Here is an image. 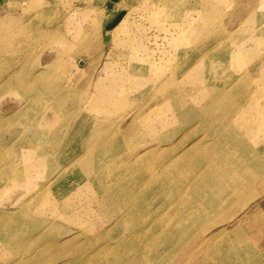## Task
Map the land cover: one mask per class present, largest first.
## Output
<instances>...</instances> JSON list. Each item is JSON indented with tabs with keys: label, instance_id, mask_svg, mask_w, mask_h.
Returning <instances> with one entry per match:
<instances>
[{
	"label": "rangeland",
	"instance_id": "rangeland-1",
	"mask_svg": "<svg viewBox=\"0 0 264 264\" xmlns=\"http://www.w3.org/2000/svg\"><path fill=\"white\" fill-rule=\"evenodd\" d=\"M32 1L0 0V22L15 30L17 14ZM48 5L46 13L39 17L40 29L48 31L54 25L59 26L60 36L76 45L73 48L76 51L63 48V38L58 45L61 61L44 79L65 86V81L74 75L76 83L65 90L67 105L77 95L82 94L83 100L93 91L94 83L114 86L113 96L123 94L124 102L106 108L89 104L96 108L82 114L88 119L83 121L87 135L79 137L77 143L70 140V143L64 140L53 143L37 132L36 125L25 114L22 118L13 116V121L2 120L0 140H8L10 135L21 142L14 146L12 141H7L14 150L2 154L5 163L14 170L11 178L14 183L0 180V264H116L118 261L130 264L131 259L145 251L147 255L157 247L148 245L143 238L133 240L128 223H124L123 213L136 206V221L145 218L148 223L158 217L162 224L179 208H189L192 214L186 213L192 216L178 222L181 228L191 231L196 241L209 239L192 254L181 249L172 255L148 253L143 264H264V142L254 144L255 139H264V95L257 97L258 100L252 95L264 90V23H257L260 17L264 19V0H54ZM3 32L0 30V37ZM11 33L12 37L16 36L15 32ZM81 34L82 42H79L77 38ZM22 48L16 46L7 58L0 60V81L21 65ZM30 48L33 52L29 61L41 62L46 54L49 58L53 56L51 51H43V56L37 58L34 45ZM220 51L223 53L219 56ZM131 56L133 67L128 61ZM260 62L261 69L247 74L249 68ZM40 68V65L27 67L19 74L31 76ZM98 72L101 75L97 77ZM237 75L242 78L230 92L233 104L263 124V131L244 137L246 144L232 142L229 149H221L226 156L218 159L219 166H237L244 156L250 163L247 169L235 167L236 171L228 172L227 178L222 176L217 180L218 164L205 166L204 160L200 166L205 167H192L191 162L204 158V153L193 150L191 144L204 141L213 144L212 122L223 109L220 106L204 109L207 100L203 92H209L214 85L226 84L225 80L232 81ZM253 89L256 91L251 93ZM15 90L12 86L7 93H0L4 95L0 99L7 98L2 101L1 115L4 111L9 113L16 104L18 107L24 104V99L16 103ZM109 100L113 102L112 98ZM145 100L151 104L141 121L150 123L153 132L142 133L135 127L134 133L132 128L131 133L128 130L121 134L128 115ZM93 111L102 112L103 122L111 125L109 130L94 132L98 126L92 125L93 128L85 123H100L94 120ZM60 117L49 121L50 129L66 122ZM32 128L35 131L31 133ZM128 133L132 135L126 137ZM248 145L252 152L244 151ZM73 146L70 154L63 153ZM77 149L81 151L74 152ZM135 153H139L137 157ZM30 154L33 158L28 160ZM186 155L188 159L184 158ZM70 156L82 159L75 161L74 166H65L73 159L67 160ZM136 158H141L143 184L152 187L148 196L128 191V185L132 184L129 170ZM151 171L161 177L155 178ZM25 173L34 176L27 186L23 180ZM204 173L211 175L207 181L200 176ZM191 179L201 184L188 186ZM164 180L180 186L179 193L186 199L183 207L175 202L176 198L166 208L159 203L163 190L157 183ZM232 183L236 185L233 191L229 186ZM215 194L221 197L214 200ZM188 195L202 198L190 204ZM161 210L165 214L155 216V211Z\"/></svg>",
	"mask_w": 264,
	"mask_h": 264
},
{
	"label": "bare ground",
	"instance_id": "bare-ground-1",
	"mask_svg": "<svg viewBox=\"0 0 264 264\" xmlns=\"http://www.w3.org/2000/svg\"><path fill=\"white\" fill-rule=\"evenodd\" d=\"M52 1H54V0H33L28 7L22 8L21 11L19 12V14H17V16H16L17 28L15 30H13L11 27L6 28V26H8L7 23L0 22V30H2V29L4 30V32L2 33V36L0 37V60L5 59V57L7 58L9 53H12L11 51H13V49L16 48V46L17 47L18 46L23 47L22 48V52H23L22 61H19L21 63V65L19 64L18 65L19 67L14 68L9 73L4 75L3 79L0 81V93H7V90H9V89L11 90V87L13 86L14 88H17V91L15 90L16 92H14L16 98L13 97L14 99H16V103L20 102V101H22V99H24V104L21 105L20 107H18L19 104H16L15 107L13 106L11 108V111H9V113L4 111V113H5L4 115L0 114V125L2 123V120H4V119L8 118L9 120L11 119L13 121L14 120L13 116L22 118L23 117L22 115L25 114L26 116H28L30 118V120H29L30 122H32V123L34 122V125H36V128H37V132H39V134H41V136H47L50 139H52L53 143H56L60 140H64L67 142H69V140H70L71 143H77L78 141H80L79 137L87 135V131L84 128V122L83 121L88 120V119L86 117H82V114H84L87 109H90L92 111L93 109H95L98 106L101 108H106L107 105H109V106L114 105L115 107H117L118 105L120 106V104H122L124 102V99H123L124 95L123 94H117L118 95L117 97L113 96L114 95V93H113L114 92V86L111 85V86L107 87V86H103V85L98 84V83H94L93 84V91L91 93H89L87 96L85 95L86 97L84 96L83 100H82V94H81V96L77 95L75 98V101H70V103L67 105L64 101V99L67 95V92L65 90H67L68 88L71 87V83H76L74 81V75L70 76V79H69L70 81L68 80L69 83L67 81H65V86L63 84L54 85V84H52V83H50L44 79V76L46 74L51 75L53 73V70L55 68L54 66H56V64L59 61H61V59L59 58V56H60L59 51H60L61 47H58V45L60 44V42H62L63 38L65 37L64 36L62 38V36H60L59 31H61V29L57 25H54L53 29H50L48 31H43L42 29H40L42 22L38 21L39 17H40V15H43L44 13H46L45 10H47V7L49 6L48 4ZM257 23H264L263 17H260L259 21ZM27 28H30L29 32L26 31ZM11 32H15L16 33L15 35L17 37L16 36L12 37ZM38 37H39V39H38ZM83 37L85 38V36H83ZM34 39H36V40L34 41ZM40 39H42V40H40ZM64 39L65 40L63 42L65 44H64L63 48H66L69 50H73L74 47L76 48V45H73L72 43L66 41V38H64ZM77 39L79 40V42H82V34ZM35 42H37V44ZM32 45H34V49L38 53L37 58L38 57L41 58L43 56V53H44L43 51H45L47 53L51 51V53H53V56L49 58L46 54V59H45V57H42V59H44V61H41V62L39 59H37L36 61L27 60V59H31V58H29V55H31L33 51H30L29 48L32 47ZM16 50H19V49H16ZM73 51H76V49ZM222 53L223 52L220 51L219 56ZM73 54H75V53H73ZM224 56H225V53H224ZM224 56H221V57H224ZM128 61L130 62L131 67L135 66L133 56H131L130 60H128ZM65 62L67 65L68 61H65ZM32 63H35V64H32ZM37 65H40L41 68L38 70L35 69V72L32 73L31 76L28 74L27 76L23 77L22 75L19 74V72H21L24 68L27 69V67H32V66H37ZM262 65H263L262 62L254 64L251 68L248 69L247 74L252 73V71H255L256 69H261L260 67ZM99 75H101L100 72L97 73V77ZM243 76H244V74H243ZM241 78H242V76L237 75L234 80L230 81V78H229V79L224 81V82H226V84L214 85V86H212V88L209 92H206V93H205V91L203 92L204 93L203 95L206 97V100H207V102L203 106L204 109L211 108L214 110V107L215 108L217 107V109H218L219 106L222 107L223 109H222V111H220L218 113L219 115H218L217 119H215L212 122V126L214 127V130H213V133H212L213 135L211 136V139H214L213 144H210L209 141H204L200 144L198 143L199 145L194 143V142L191 144L192 145L191 148L193 150L197 149L198 152H201L202 154L204 153V155H203L204 158L200 157L198 160L191 162L193 168H196V169L197 168H203L207 165H211V163H213L215 165L218 164L217 165V167H218L219 163H220V161L218 163V159L221 160V158L223 159V156H224V158L226 156L225 152L223 154V152L221 150L223 147H225L226 149H229L230 148L229 144L232 142H233V144L237 143V142H239V144L240 143L246 144L245 142H246L247 138H244V137H249V135H251L252 133H256V132L259 133V132L263 131V129H262L263 124H260L259 121H257V120H252V118H250L245 113L246 112L245 109L236 108V105L233 104V101H232L233 96L230 95V92L236 86V84L241 80ZM233 81H235V82H233ZM254 91H256V90L253 89V91L251 93H253ZM258 91H256V93L252 94V95H255L254 98H256V99H257V97L264 95V90H262L260 92H258ZM1 95L4 96L3 94H1ZM110 98L113 99V102L111 100H109ZM6 99H7L6 97L5 98L2 97L0 99V102H1L0 107L3 103L2 101L6 100ZM108 100H109V102H108ZM4 102H6V101H4ZM93 102L96 104H102V105H96ZM101 102H103V103H101ZM75 103L77 104V106L75 105ZM91 103H92V106H96V107H92L93 109L91 107H89V104L91 105ZM150 104H151L150 101L145 100L141 105H139L132 112V115H130V116L128 115V119L125 120V122L123 123V126H124V127H122L123 131H121V129L118 128L119 134L121 131V134L124 135L128 132V130L131 133L132 128H133V133H134L135 127H137V129L139 128V130H142L141 131L142 133L146 132V130H147V133L153 132V126L150 123L146 122L145 120L141 121L142 118L149 111ZM256 104H257V102H255L254 105H256ZM4 109H5V107H4ZM0 110H2V109H0ZM182 110H185V109H182ZM32 112H33L34 116H32L33 115ZM36 113L38 114L37 117H36ZM194 114L197 115V113H194ZM8 115H10V116L8 117ZM92 115H94V120L98 119V120H100V123L95 124V122H93V121H87L85 123H87L91 126L93 125L94 127H96V125H97L98 127L95 128L94 132L99 130V129L105 130V129L110 128V126H111L110 124H106L103 122L104 118H103L102 112L98 113L96 111H93ZM196 115H194V116H196ZM60 116L64 117L66 119V122L57 128H51L50 129L49 128L50 125H48L49 121H52V120L54 121L55 119H57ZM206 120H207V118H206ZM23 125H24V123H23ZM108 125H110V126H108ZM27 129H29V128H27ZM27 129H25V130L27 131ZM13 131H15V130H13ZM34 131L35 130L32 128V130H30L29 132L32 133ZM108 132H110V131H108ZM224 132L226 133V135L222 136V134ZM106 134H108V133H106ZM106 134H105V136H106ZM120 135H119V137H120ZM131 135L128 133L126 135V137H130ZM2 137H3V135H2ZM7 139L8 140L5 139L6 142H5V140H0V180L3 182L9 181L10 184H13L14 181L11 182V178L13 176L14 170L9 165H7L5 163L6 162L4 160L5 157H3L2 154L4 152L6 153V152L11 151L13 149L11 147L12 145H10V143H8L9 141H12L14 143V146H15L21 142V139L20 140L13 139L10 137V135L8 136ZM224 140H226V141H224ZM227 141H228V143H227ZM254 141H255V143H254L255 146H258V144H260L261 142H264V139H262V138L261 139H255ZM258 141H260V143ZM101 142H103V141H101ZM101 142L98 144L101 147H103L102 145H104V144ZM80 143L82 144V141ZM227 144H228V146H227ZM246 146L244 147V151H246V152H249V151H251L250 149H253L249 145H248L249 147H246ZM73 148H75V146H73L70 150L64 151L63 153L70 154V152H71V150H73ZM80 151H81L80 149H77L74 152H80ZM26 152H30V151L26 150ZM143 152H144V150H143ZM210 152H211V155L208 154ZM137 154H139V153H135L134 156L137 157ZM27 156L29 157L28 160H31L33 158L31 154L27 155ZM67 156L65 155L64 157L66 158ZM143 156H144V154H143ZM227 156H228V154H227ZM71 158H73V157L70 156L69 158H67V160L71 159ZM184 158L188 159L187 155ZM226 158H228V157H226ZM81 159H82V157H78L76 159L73 158L71 161H67L68 163L66 162L65 166H69V165L74 166L75 161L80 162ZM232 159H233V157H232ZM140 160H141V158H139V159L136 158L135 159L136 163L133 165L132 169L129 170V174L132 177V179H131L132 184L128 185V188H129L128 191H129V194L137 193V194L148 196V191L152 187L147 188L143 184V181L141 178V171H140L141 167L139 166ZM204 160L207 164L205 166H203V165L200 166V164ZM207 160H208V162H207ZM241 160L242 161L244 160L243 164H241ZM241 160L238 161L239 164L237 166H234L231 168L227 167V165L226 166H224V165L219 166L218 170L215 171L216 177H218L217 180L221 179L222 176L224 178H227L226 174H228V172H235L236 171L235 169H237V168L238 169H240V168L247 169L249 167L248 165L250 163V162H248L249 161L248 158L246 156H244ZM63 162H65V161H63ZM222 163H223V161H222ZM171 164H173V163H171ZM168 165H170V164H167V166ZM165 167H163V169H165ZM235 167H237V168H235ZM146 168L147 169L149 168L150 170H152L151 166L150 167L146 166ZM151 172H152L151 174L155 175V178L161 177L160 176L161 174L154 172V171H151ZM191 173H192V171H191ZM25 174L26 175L23 178V180L25 183L24 186H27V183H31L34 180V176H33V174H27V173H25ZM218 174H220V175H218ZM192 175H191V178L193 177ZM243 175L244 174H242V176ZM200 176L205 177L204 180L207 181L208 180L207 177H209L211 175L209 173H206V174L204 173V174H200ZM194 177H195V175H194ZM194 179H191L187 182L188 186L193 187V185H200L201 184V181H199L197 179L194 180ZM234 179H236V178L234 177ZM118 181H120V180L118 179ZM248 181H250V180H248ZM0 183H2V182H0ZM234 185H235L234 183L229 185V186H232L231 187L232 191L236 187V185L235 186ZM1 187L4 188L3 186H1ZM157 187H159L160 189L163 190L162 193L160 194V197H159V200H160L159 203L162 206H165L164 208H166L168 206V204L172 205L173 203L171 200H174L175 198H176L175 202H177V204L180 207H183L182 205L185 204L184 201L186 202V199L183 197V194L179 193V192H181L179 185H174V184H169V183L167 184L164 180L163 182L157 183ZM187 197H188L187 203H190V202L193 203L194 200H196L197 198H202L200 196L192 197V195H188ZM220 197H221V195L215 194L213 199L218 200ZM124 203L127 204V200ZM135 209H137V206L134 209H131V208L126 209V211L122 215V219L124 218L123 219L124 223H128L129 232H130L131 236L134 238L133 240L143 238L144 240H146L148 245H152V244L157 245V247L153 251H148L147 255H148V253L152 254V255L154 253H159L160 255H162L161 253H164V254L170 253L172 255V253H177L178 249L185 251L186 254L187 253L192 254V252L195 251V249H198L200 246H202L205 242H207L209 240V239L206 240V239L202 238V240L196 241L194 236L192 235L191 231H189L188 229H185L184 227L181 228V223H178V222H184L187 219H190L192 216V215H189L186 213V212L190 211V213L192 214V210L191 209L189 210V208H187L186 210H184V208H179L174 214H172L171 216H168L167 220L164 221L165 224L163 223L164 225L162 224V221L158 217L152 218L151 220H149L148 223L146 222L147 220H145V218H143V220H141V221H136L134 219ZM154 214H155V216H157L160 214L164 215L165 213L163 210H161V211H155ZM140 222H144V224H142ZM135 243H136V241H133V244H135ZM114 248H112V249H114ZM145 255H146V251L143 252L142 254H140V257L131 259L130 264H143L144 261H146V260H144ZM170 257H172V256H170ZM170 257H168V258H170ZM207 263H209V262H207ZM116 264H120V262L118 261V262H116Z\"/></svg>",
	"mask_w": 264,
	"mask_h": 264
}]
</instances>
